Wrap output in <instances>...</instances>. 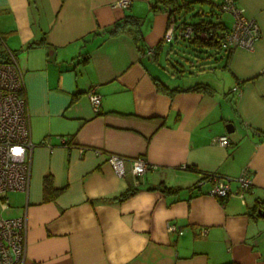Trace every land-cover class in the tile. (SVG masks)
<instances>
[{
	"label": "crops",
	"instance_id": "crops-1",
	"mask_svg": "<svg viewBox=\"0 0 264 264\" xmlns=\"http://www.w3.org/2000/svg\"><path fill=\"white\" fill-rule=\"evenodd\" d=\"M116 1L0 0V34L23 72L33 143L29 188L6 192L4 210L25 217L22 264H264V0H236L259 26L253 49L207 57L211 72L188 84L158 62L167 41L179 40L163 39L166 11H153L152 0ZM125 15L140 20L145 49L159 44L153 55L128 33H102ZM196 83L211 89L185 90ZM224 134L226 146L217 142ZM107 153L126 158L124 176ZM137 155L156 165L138 178L130 171ZM243 170L252 184L241 200ZM204 172L230 177L233 194L222 203L206 192L210 181L196 190ZM45 176L63 187L54 199H44ZM160 183L182 189L149 188Z\"/></svg>",
	"mask_w": 264,
	"mask_h": 264
},
{
	"label": "built area",
	"instance_id": "built-area-1",
	"mask_svg": "<svg viewBox=\"0 0 264 264\" xmlns=\"http://www.w3.org/2000/svg\"><path fill=\"white\" fill-rule=\"evenodd\" d=\"M130 0H117L119 6H127ZM221 10L229 13L232 23L221 42V50L226 51L234 47H242L252 50L260 32L257 22L253 18H247L243 14L236 0H222ZM192 27L187 25L183 32L185 35L191 33ZM174 25L167 24L163 39L174 38ZM6 52L7 58L0 60V264H22L25 257L26 247V220L25 217L4 216L3 211L7 208L6 192L11 190H24L29 188L31 175V161L28 153L33 147L30 139L28 116L25 98L22 95L23 72L17 61L16 54L5 46L4 39L0 34V50ZM153 47L145 49V55H153ZM238 86H234L236 90ZM88 97L93 107L97 110L100 103V95L95 86L88 90ZM60 142L67 145L63 137ZM217 142L223 146L228 145L226 134L217 138ZM14 147L22 148L19 156L13 154ZM97 152H102L97 149ZM106 161L115 174L119 177L127 173L125 167L126 158L117 153H107ZM130 171L135 177H139L145 171L155 168V164L149 163L142 155L130 159ZM185 167V166H184ZM207 179H211V185L207 193L217 197L222 203L233 194L230 189V177H223L209 172ZM206 178L199 181L204 183ZM238 184L236 195L243 200L244 193L252 184V176L247 170L235 178ZM208 181V180H207ZM166 229L169 232L183 233V230L173 222H167ZM205 232V229L202 230Z\"/></svg>",
	"mask_w": 264,
	"mask_h": 264
},
{
	"label": "trees",
	"instance_id": "trees-1",
	"mask_svg": "<svg viewBox=\"0 0 264 264\" xmlns=\"http://www.w3.org/2000/svg\"><path fill=\"white\" fill-rule=\"evenodd\" d=\"M64 0H61L63 2ZM202 2L209 3L210 8L207 11H204L202 8L198 9L195 12L197 15V19L189 20L185 17L187 11L191 9V3L193 2ZM221 2H214L213 0H152L151 1V9L153 11L163 9L166 11L168 16V23L172 22L174 25V35L175 38H179L185 40L189 43V45L193 46V48L197 51L207 52L206 56L211 55V51L213 50V54H218L221 51V42L223 37L227 31H229L231 24H227L225 20L219 16L221 12ZM184 8V11L182 10ZM215 9L218 12H215ZM183 11V12H182ZM220 12V13H219ZM226 13V12H224ZM214 15V17H212ZM230 15V14H229ZM216 16V17H215ZM231 17V15H230ZM232 23V17H231ZM190 25L192 27L191 33L189 35H185L183 29L185 26ZM102 33L107 36L114 35L120 32L128 33L132 35L139 50L143 51L145 49L143 42V33L140 27V20L136 17L125 15L121 20L115 21L112 25L108 27L102 28ZM159 44L156 46H152L154 50L158 48ZM144 47V48H143ZM229 51V50H226ZM7 58L6 52L1 49L0 50V60H5ZM211 87L207 83H196L192 86L185 88V90H210ZM174 90H178V88H170L169 91L172 92ZM185 167H189L185 165ZM209 172H204L199 180L195 183L194 188L196 190H200V187L205 183L210 181L211 179H207L206 175ZM217 174L216 172H214ZM219 175V174H217ZM220 176V175H219ZM203 178H206L204 183L199 184V181ZM208 180V181H207ZM150 189H159L164 193H177L182 189L180 186H167L164 183H160L157 186L149 187ZM62 188H54L52 184L51 176H45L43 179V193L44 199H54L56 195H58ZM138 188L128 189L125 192L121 193L115 199L122 200L128 198L132 194H134ZM207 191V190H206ZM225 264H237L236 262H227Z\"/></svg>",
	"mask_w": 264,
	"mask_h": 264
},
{
	"label": "rangeland",
	"instance_id": "rangeland-1",
	"mask_svg": "<svg viewBox=\"0 0 264 264\" xmlns=\"http://www.w3.org/2000/svg\"><path fill=\"white\" fill-rule=\"evenodd\" d=\"M213 1L219 2L220 0ZM200 8H202L204 11H207L210 8V4L199 1L191 3V9L186 12L185 17L194 21L197 19L195 12ZM182 10L184 11V8ZM215 12L218 11L215 9ZM219 16H221L227 24H231V17L229 13L221 12ZM212 17H214V15ZM206 53L207 52L195 50L193 46L189 45L187 41L182 39L174 42L167 41V43L163 46L162 51L159 53L158 62L159 65L165 67V69L168 70L170 74H175L177 76L175 79H178L179 84H188L197 79V74L203 75L202 72H211L206 68L210 64L209 62H205L207 60ZM213 53L214 52L212 50L210 53L211 55L208 57L218 56L217 53ZM190 61L194 63L193 66L190 65ZM199 67H202V70L196 73L195 68L198 69ZM204 75L199 78L206 79ZM2 213L3 215L7 216L5 211Z\"/></svg>",
	"mask_w": 264,
	"mask_h": 264
},
{
	"label": "clouds",
	"instance_id": "clouds-1",
	"mask_svg": "<svg viewBox=\"0 0 264 264\" xmlns=\"http://www.w3.org/2000/svg\"><path fill=\"white\" fill-rule=\"evenodd\" d=\"M22 151H23V149L19 148V147H14L12 149L13 154L16 155V156H19L22 153Z\"/></svg>",
	"mask_w": 264,
	"mask_h": 264
},
{
	"label": "water",
	"instance_id": "water-1",
	"mask_svg": "<svg viewBox=\"0 0 264 264\" xmlns=\"http://www.w3.org/2000/svg\"><path fill=\"white\" fill-rule=\"evenodd\" d=\"M259 213H260L261 216H264V210H262V211L259 210Z\"/></svg>",
	"mask_w": 264,
	"mask_h": 264
}]
</instances>
